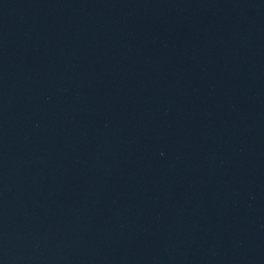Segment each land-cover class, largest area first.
Returning <instances> with one entry per match:
<instances>
[{
	"label": "water",
	"instance_id": "water-1",
	"mask_svg": "<svg viewBox=\"0 0 264 264\" xmlns=\"http://www.w3.org/2000/svg\"><path fill=\"white\" fill-rule=\"evenodd\" d=\"M0 264H264V0H0Z\"/></svg>",
	"mask_w": 264,
	"mask_h": 264
}]
</instances>
